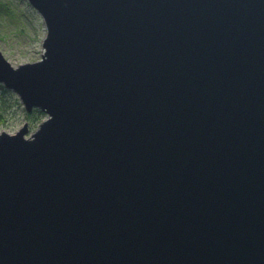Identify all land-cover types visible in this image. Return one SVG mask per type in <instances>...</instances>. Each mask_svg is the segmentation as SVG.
Instances as JSON below:
<instances>
[{
    "label": "water",
    "instance_id": "obj_1",
    "mask_svg": "<svg viewBox=\"0 0 264 264\" xmlns=\"http://www.w3.org/2000/svg\"><path fill=\"white\" fill-rule=\"evenodd\" d=\"M27 1L0 264H264V0Z\"/></svg>",
    "mask_w": 264,
    "mask_h": 264
},
{
    "label": "rangeland",
    "instance_id": "obj_2",
    "mask_svg": "<svg viewBox=\"0 0 264 264\" xmlns=\"http://www.w3.org/2000/svg\"><path fill=\"white\" fill-rule=\"evenodd\" d=\"M0 52L12 68L39 62L46 37L45 24L27 0H0ZM36 111V110H35ZM28 114L18 95L0 85V135H14L28 124L29 139L47 120L41 112ZM39 112V113H38ZM37 117V119H36Z\"/></svg>",
    "mask_w": 264,
    "mask_h": 264
},
{
    "label": "trees",
    "instance_id": "obj_3",
    "mask_svg": "<svg viewBox=\"0 0 264 264\" xmlns=\"http://www.w3.org/2000/svg\"><path fill=\"white\" fill-rule=\"evenodd\" d=\"M0 6H1V4H0ZM35 112H37V111H35ZM38 113H39V112H38ZM41 114H42V113H40V114H37V113H36L37 116H41ZM36 119H37V117H36ZM0 121H1V119H0Z\"/></svg>",
    "mask_w": 264,
    "mask_h": 264
}]
</instances>
